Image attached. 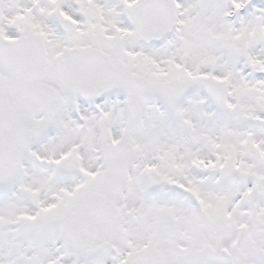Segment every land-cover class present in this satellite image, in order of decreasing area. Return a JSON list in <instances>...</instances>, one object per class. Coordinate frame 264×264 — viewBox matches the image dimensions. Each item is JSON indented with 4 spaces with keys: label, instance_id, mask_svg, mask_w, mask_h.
<instances>
[{
    "label": "snow or ice",
    "instance_id": "6c2138e0",
    "mask_svg": "<svg viewBox=\"0 0 264 264\" xmlns=\"http://www.w3.org/2000/svg\"><path fill=\"white\" fill-rule=\"evenodd\" d=\"M0 264H264V0H0Z\"/></svg>",
    "mask_w": 264,
    "mask_h": 264
}]
</instances>
